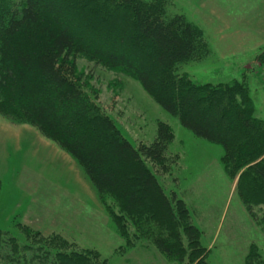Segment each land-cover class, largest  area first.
<instances>
[{
	"label": "trees",
	"instance_id": "obj_1",
	"mask_svg": "<svg viewBox=\"0 0 264 264\" xmlns=\"http://www.w3.org/2000/svg\"><path fill=\"white\" fill-rule=\"evenodd\" d=\"M203 41L166 0H0V114L33 124L67 150L108 201L118 229L128 235L134 227L136 238L181 264L210 263L186 203L167 195L147 164L166 169L171 130L160 123L151 144L135 147L88 92L76 56L122 69L195 136L221 145L225 167L239 172V184L252 175L255 201L264 206V120L249 84H202L177 73L201 54ZM58 239L65 248L53 251L20 245L0 229V255L17 264H105ZM246 264L264 259L251 249Z\"/></svg>",
	"mask_w": 264,
	"mask_h": 264
},
{
	"label": "rangeland",
	"instance_id": "obj_2",
	"mask_svg": "<svg viewBox=\"0 0 264 264\" xmlns=\"http://www.w3.org/2000/svg\"><path fill=\"white\" fill-rule=\"evenodd\" d=\"M166 1L169 13L185 15L201 30L205 44L199 56L177 65V73L202 84L246 81L256 115L264 120V53H255L252 59L241 58L256 44L215 42L212 36L219 31L218 25L240 19V6L233 0ZM229 29V36L236 33L234 28ZM226 47L233 54L226 56ZM76 63L88 92L135 147L151 144L160 123L171 130L166 169L148 160L147 164L167 195L186 203L208 262L246 264L251 249L264 259V206L255 201L258 194L251 189L259 183L252 175L239 184V172L225 167L223 147L195 136L130 74L84 53L76 56ZM0 182V229L20 245L43 244L53 251L62 250L65 247L58 243L61 236L74 244L71 249L92 251L105 264L129 258L144 247L153 248L170 264H181L169 259L151 240L136 238L134 227L128 235L123 234L107 209L108 201L67 150L33 124L16 122L2 114ZM76 213L86 218L85 224L80 218L73 220ZM73 221L83 223L84 228L69 230L67 226ZM183 241L187 243L185 235ZM0 264L17 263L0 255Z\"/></svg>",
	"mask_w": 264,
	"mask_h": 264
},
{
	"label": "crops",
	"instance_id": "obj_3",
	"mask_svg": "<svg viewBox=\"0 0 264 264\" xmlns=\"http://www.w3.org/2000/svg\"><path fill=\"white\" fill-rule=\"evenodd\" d=\"M240 6L242 15L238 19V23L241 22V25L237 22H232L233 24L227 23L223 25H218L219 31L216 35L215 42H235V43H251L256 44L255 48L250 49L249 52L244 53V57L241 58H254L255 53H264V0H233ZM227 11V7L224 8ZM244 13V16H243ZM228 21V15L227 19ZM229 28H234L236 33L229 36ZM236 37V38H233ZM239 37V38H238ZM233 54V52L226 47V56ZM260 54V56H261ZM234 58L240 57L239 55H233ZM259 57V56H258ZM244 68V67H243ZM242 68V69H243ZM86 223V218L83 215L75 214L73 220L79 219ZM69 230H76L84 228L83 223H78L75 221L70 222L67 226ZM114 264H170L162 256H160L153 248L144 247L140 248L129 255V258L117 259L114 261Z\"/></svg>",
	"mask_w": 264,
	"mask_h": 264
}]
</instances>
